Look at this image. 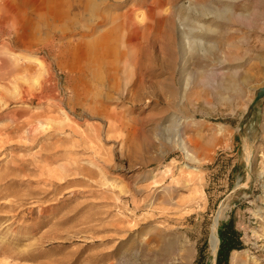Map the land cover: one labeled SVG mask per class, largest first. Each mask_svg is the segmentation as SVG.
<instances>
[{
	"label": "rangeland",
	"instance_id": "rangeland-1",
	"mask_svg": "<svg viewBox=\"0 0 264 264\" xmlns=\"http://www.w3.org/2000/svg\"><path fill=\"white\" fill-rule=\"evenodd\" d=\"M262 86L264 0L0 3V264H264Z\"/></svg>",
	"mask_w": 264,
	"mask_h": 264
},
{
	"label": "bare ground",
	"instance_id": "bare-ground-1",
	"mask_svg": "<svg viewBox=\"0 0 264 264\" xmlns=\"http://www.w3.org/2000/svg\"><path fill=\"white\" fill-rule=\"evenodd\" d=\"M27 1V0H26ZM43 1H47V0H43ZM51 1V0H50ZM58 1V0H57ZM10 3V2H13V3H23V2H25V0H0V3ZM61 2V1H60ZM27 4V3H26ZM39 4H41V3H39ZM9 5V4H8ZM17 5V4H16ZM48 7H49V4L47 5ZM83 6H85V5H83ZM160 6V5H159ZM161 8L163 7V6H160ZM2 8V7H1ZM8 8V7H7ZM47 8V7H46ZM60 8V7H59ZM169 8V7H168ZM195 8H197V7H195ZM48 9V8H47ZM58 9V8H57ZM193 9H194V7H193ZM94 10V9H93ZM135 10H137V9H135ZM140 10V9H139ZM167 10V9H166ZM169 10V9H168ZM195 10V9H194ZM138 11V10H137ZM135 12V11H134ZM161 13V12H160ZM220 13H221V11H220ZM9 14V13H8ZM2 15V14H1ZM118 15V14H117ZM206 15H208V14H206ZM97 16V15H96ZM141 16V15H140ZM146 16V15H145ZM12 17V16H11ZM103 18V17H102ZM97 19V18H96ZM134 19V18H133ZM136 19V18H135ZM185 19V18H184ZM194 19V18H193ZM98 20V19H97ZM189 20H191V19H189ZM192 21V20H191ZM195 21V20H194ZM11 22V21H10ZM13 22V21H12ZM115 22V21H114ZM5 23V22H4ZM10 25V24H9ZM94 25V24H93ZM177 25V24H176ZM197 25V24H196ZM195 25V26H196ZM199 25V24H198ZM205 25V24H204ZM13 26V25H12ZM11 26V27H12ZM15 26V25H14ZM193 26V25H192ZM197 27V26H196ZM205 27V26H204ZM6 28V27H5ZM116 28L117 29H119L120 27L119 26H116ZM206 28H208V27H206ZM7 29V28H6ZM18 29V28H17ZM209 29V28H208ZM15 30V29H14ZM135 31H136V33H138V31H139V28H135ZM181 32H184V30H182L181 29ZM8 34V33H7ZM135 34V33H134ZM17 36V35H16ZM106 36L104 35V39H102L100 42H105L106 41ZM91 43V42H90ZM92 46H93V44H92ZM97 46H99L98 44H97ZM214 46V45H213ZM105 47H107V45H105V44H103V45H101L100 46V49H101V52H100V55H99V60H98V62L99 63H101L103 60L105 61V59H104V56H102V52H104V50H105ZM108 48V47H107ZM123 51V50H122ZM94 52V51H93ZM87 54V53H86ZM137 57V56H136ZM138 58V57H137ZM136 59V58H135ZM223 59V58H222ZM103 61V62H104ZM106 61H107V59H106ZM113 62V61H112ZM112 62H110V63H112ZM106 63H108V62H106ZM115 66V65H114ZM92 67V66H91ZM115 67H117V66H115ZM100 69V68H99ZM117 70V69H116ZM230 70V69H229ZM99 72L101 73V74H103V72H102V70L100 69L99 70ZM118 74H119V72H118ZM231 75V74H230ZM119 78V77H118ZM212 80V79H211ZM217 80V79H216ZM233 80V79H232ZM206 83V82H205ZM230 83V82H229ZM140 84V83H139ZM209 85V84H208ZM221 87H223V86H221ZM218 91V90H217ZM40 93V92H39ZM35 95V94H34ZM128 96V95H127ZM88 105V104H87ZM177 124H179V123H177ZM221 125V124H220ZM172 127V126H171ZM170 127V129L172 130V128ZM167 127H165V129H166ZM174 129V128H173ZM172 133V132H171ZM177 133H179V132H177ZM178 136H179V134H177ZM170 136V135H169ZM175 144H177L182 150H184V152H185V154H186V156H187V158H191L193 155L191 154V153H189V151H188V149H187V147H186V144H185V141L183 140V139H181L180 140V138H178L177 137V139H175ZM188 143V142H187ZM189 146V145H188ZM178 147V148H179ZM191 147V146H190ZM249 150V149H248ZM247 159L249 158V152H248V154H247ZM245 158V157H244ZM242 162H244V161H242ZM249 163V162H248ZM253 166V165H252ZM250 172V171H249ZM247 174V173H246ZM239 175V174H238ZM54 176V175H53ZM57 176V175H56ZM56 178V177H55ZM59 178H61V177H59ZM59 178H57L58 180L57 181H59ZM70 179H71V177H70ZM58 184L60 185L61 184V179H60V182H58ZM222 206L218 209V211H217V213H216V215H215V217H214V219H213V224H212V232H211V237H210V246H211V251H212V253H213V255H215L216 254V252H217V249H218V242H219V239H218V235H217V226H218V221H219V219H220V216H221V213H222ZM260 212V216H261V218L264 220V206L262 207V209H261V211H259ZM44 219V218H43ZM87 219V218H86ZM89 220H92V219H94V218H88ZM143 228V227H142ZM182 231V230H181ZM176 234V233H175ZM186 235V234H185ZM171 237H173V236H171ZM189 238V237H188ZM177 246H180L181 248H183L184 247V251L186 252V254H185V257H183V259H185L186 260V264H189V255L191 254V252H192V250H191V248H190V246L189 247H185V245L182 243L181 244V242H179L178 244H177ZM177 246H175V244L174 243H171L170 245H168L167 247H165L164 249H166V251L167 252H170V253H172L173 252V250L176 248L177 249ZM179 248V247H178ZM178 250V249H177ZM128 251V250H127ZM125 253V252H124ZM161 253V252H160ZM237 250H235L233 253H232V256H231V258H232V264H235V259H236V257H237ZM126 254V253H125ZM159 254V253H158ZM163 254V253H162ZM180 254V253H179ZM109 256H110V253H104V254H102L101 255V257H99L98 258V260L100 261V260H105V259H107V258H109ZM177 257V256H176ZM161 258V257H160ZM192 260V259H191ZM231 260V259H230ZM121 261V260H120ZM123 261V260H122ZM171 261V260H170ZM193 261V260H192ZM110 262V261H109ZM168 262V261H167ZM172 262V261H171ZM179 262V261H178ZM111 263H112V261H111ZM2 264H6V263H2ZM109 264V263H108ZM121 264V263H120ZM231 264V263H230Z\"/></svg>",
	"mask_w": 264,
	"mask_h": 264
},
{
	"label": "trees",
	"instance_id": "trees-1",
	"mask_svg": "<svg viewBox=\"0 0 264 264\" xmlns=\"http://www.w3.org/2000/svg\"><path fill=\"white\" fill-rule=\"evenodd\" d=\"M219 249L217 254L216 264H229V255L232 250H238L241 248V242L239 240V233L235 229L234 222L232 219L226 224V226L219 231ZM206 243L203 244L202 248H205ZM203 251L199 252L200 258ZM202 259V258H201ZM203 264V261H200Z\"/></svg>",
	"mask_w": 264,
	"mask_h": 264
},
{
	"label": "water",
	"instance_id": "water-1",
	"mask_svg": "<svg viewBox=\"0 0 264 264\" xmlns=\"http://www.w3.org/2000/svg\"><path fill=\"white\" fill-rule=\"evenodd\" d=\"M262 98H264V86L259 87V88L255 91V97H254L252 103H251L250 106H249V111H248V112H251V110L253 109L254 104H255L258 100H260V99H262Z\"/></svg>",
	"mask_w": 264,
	"mask_h": 264
}]
</instances>
